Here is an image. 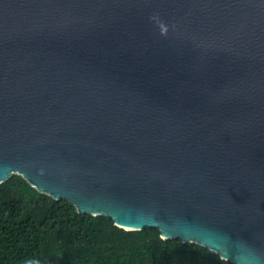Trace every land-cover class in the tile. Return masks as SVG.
Instances as JSON below:
<instances>
[{
    "label": "water",
    "instance_id": "water-1",
    "mask_svg": "<svg viewBox=\"0 0 264 264\" xmlns=\"http://www.w3.org/2000/svg\"><path fill=\"white\" fill-rule=\"evenodd\" d=\"M264 264V0H0V185Z\"/></svg>",
    "mask_w": 264,
    "mask_h": 264
},
{
    "label": "trees",
    "instance_id": "trees-1",
    "mask_svg": "<svg viewBox=\"0 0 264 264\" xmlns=\"http://www.w3.org/2000/svg\"><path fill=\"white\" fill-rule=\"evenodd\" d=\"M0 264H232L157 228L125 231L79 214L14 175L0 185Z\"/></svg>",
    "mask_w": 264,
    "mask_h": 264
}]
</instances>
